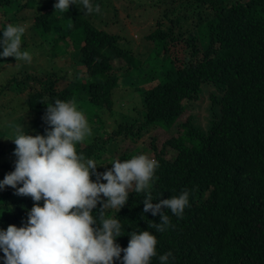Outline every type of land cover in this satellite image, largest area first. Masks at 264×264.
I'll use <instances>...</instances> for the list:
<instances>
[{
	"label": "trees",
	"instance_id": "16d2710c",
	"mask_svg": "<svg viewBox=\"0 0 264 264\" xmlns=\"http://www.w3.org/2000/svg\"><path fill=\"white\" fill-rule=\"evenodd\" d=\"M103 1L94 0L100 13L85 14L80 5L55 11L56 0H0V31L9 23L25 25L28 39L24 33L21 47L32 56L30 63L0 58V180L14 170L15 126L44 134L42 117L57 99L73 101L85 114L92 134L76 150L98 166L105 161L100 152L119 154L116 139L139 143L159 127L145 153L137 154L159 162L153 203L189 191V205L180 217L166 210L171 227L157 232L151 222L159 223V215L143 213L145 194L130 189L119 212L104 209L124 226L116 242L126 248L131 231L153 233L158 255L151 264L168 251L172 264H264V0H151L149 9L139 4L142 15L160 11L146 15L140 46L117 13L108 31L100 20L108 14ZM168 16L174 23L167 26ZM111 59L124 62L120 74ZM13 64L17 71L3 66ZM121 86L130 87L135 102L129 99L126 111L115 114L112 93ZM16 100L18 106L8 108ZM201 100L208 103L204 127L197 114ZM181 102L190 110L185 122L179 119ZM134 156L125 151L118 157ZM33 203L6 186L0 229L26 224Z\"/></svg>",
	"mask_w": 264,
	"mask_h": 264
},
{
	"label": "clouds",
	"instance_id": "9594fccd",
	"mask_svg": "<svg viewBox=\"0 0 264 264\" xmlns=\"http://www.w3.org/2000/svg\"><path fill=\"white\" fill-rule=\"evenodd\" d=\"M150 1L147 4L132 0L128 3L129 10H142L139 4L149 9ZM103 2L108 14L100 20L109 26L115 22L117 11L114 13L110 0ZM70 5L82 6L85 14L101 12L94 0H56L53 7L63 13L68 12ZM170 20L168 16L163 23L167 26L174 23ZM25 31V25L11 23L0 31V58L13 57L21 63L31 62L30 52L21 47ZM122 67L124 65L118 69ZM117 74H120L118 70ZM120 89L127 88L121 86ZM122 90L114 89L112 100L115 104L117 93ZM134 95L138 96V92ZM181 106L179 119L185 122L183 116L190 110L182 102ZM42 119L47 125L44 134L31 135L24 125H16L11 139L16 146L13 152L15 166L0 180V191L6 186L11 187L16 195L30 196L34 203L27 213L26 224L0 229L2 264H115V261L151 264L152 258L158 255L157 237L148 230L131 231L128 246L122 248L116 241L123 236L124 226L117 217H108L104 209L119 212L128 203L129 190L134 188L135 192L145 194L143 213L160 217V222H151V226L157 232H164L171 227L166 210L177 217L182 216L189 205L190 192L183 191L178 196L153 203L151 187L159 162L145 154L128 160H114L110 169L98 172L100 166L95 160L77 153V144L90 137L92 130L85 114L73 101L55 100L47 106ZM94 209L97 210L95 215ZM174 259L171 251L158 256L159 264H172Z\"/></svg>",
	"mask_w": 264,
	"mask_h": 264
},
{
	"label": "rangeland",
	"instance_id": "374dc122",
	"mask_svg": "<svg viewBox=\"0 0 264 264\" xmlns=\"http://www.w3.org/2000/svg\"><path fill=\"white\" fill-rule=\"evenodd\" d=\"M112 2V4L114 5V10L117 11V14H118V17L120 18L121 20V23L124 24L126 26V33L131 36H133L134 38V41L135 43H137L139 46H140V43H141V37H143L147 31H148V25H146L144 22H145V18H146V15L147 14H158L160 11L159 9H156L154 10V12H149L147 11V14H144L142 15V10L141 8L139 9H133V10H129V4L127 1L125 0H110ZM138 1V0H137ZM141 1L142 3L143 2H146L147 4L149 3L150 0H139ZM28 15L29 12H24ZM130 15V16H129ZM137 15V16H136ZM110 17H112V14H110ZM165 20V19H164ZM144 23V24H143ZM112 23L109 24V26H107V29L109 32H112V28L110 29V25ZM114 24V23H113ZM151 24V22H150ZM25 36L26 38L28 39V32L25 33ZM43 62V61H41ZM112 65L114 67V69H118L119 67L123 66L124 65V62L123 61H116V60H112ZM16 63H20L19 61H17ZM16 64H13V65H3L4 67H6L8 70H14V71H17L18 68L17 66H15ZM69 70H66L65 72H67ZM64 72V73H65ZM70 72V71H69ZM62 74V76H64L65 74ZM151 79H154V75H150ZM68 79H71L72 78V75H69L67 76ZM143 81H144V78H143ZM141 79H140V82H143ZM63 83H66L67 81L66 80H63L62 81ZM151 86L150 85H145L143 87H149ZM130 88V87H129ZM128 89H123L120 93H117V97H116V103L115 104V107H114V112L116 113L117 112V109L116 108H119L122 112H125V106L126 104H128V100L130 99L131 100V104L135 102L134 99L130 98L127 93V90ZM126 96L123 98V96ZM138 96L139 98L141 97L140 93L138 92ZM123 98V99H122ZM121 100L123 101L122 105H121ZM204 100V99H203ZM199 101L197 102L198 104L201 105V108L198 110L197 114L198 116L200 117V125L202 127H204L208 121H205L204 119V115L206 114V110L205 108L207 107V101ZM206 102V103H205ZM8 105V108L9 107H17L18 106V101H14V102H11V103H7ZM0 113H1V110H0ZM190 113V111H186L185 114H188ZM105 117L107 118V115H105ZM109 121V120H107ZM160 133L161 130L159 128H154V129H151L147 135H149L148 137H145L142 139V142L139 141V143H134L132 141H130L129 139L127 140H115L114 142V147H118V150H117V153H119L118 155H116V152L112 154V156H110L109 158L106 157V153H99L100 155H104V162H102L100 164V168L103 169V170H107V169H110L112 167V162L114 160H117L119 159V155L125 151H131L134 152V155H137L139 152L140 153H145L147 147H148V144L150 143V137L152 135H154L155 133ZM119 142V143H118ZM141 142V143H140ZM84 144H86L85 142H81L79 144H77V146H83ZM144 150V151H143ZM143 151V152H142ZM10 162H11V165L14 167L15 166V161L16 159H12V158H9ZM102 165V166H101Z\"/></svg>",
	"mask_w": 264,
	"mask_h": 264
}]
</instances>
